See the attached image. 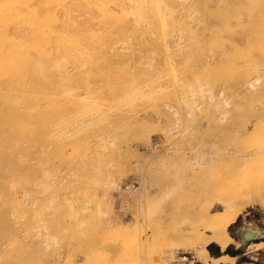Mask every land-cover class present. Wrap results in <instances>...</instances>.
<instances>
[{
    "label": "bare ground",
    "instance_id": "obj_1",
    "mask_svg": "<svg viewBox=\"0 0 264 264\" xmlns=\"http://www.w3.org/2000/svg\"><path fill=\"white\" fill-rule=\"evenodd\" d=\"M165 1L166 0H0V210L2 209L3 211V213L1 212L2 215H0L1 223H7L9 227H11L12 224L16 226V223L18 224L21 219L22 214L19 216L21 209L31 207L34 205L33 203L36 204L34 201L38 198H36L33 194V188L36 186V183L32 170L34 168L35 170L42 169L41 172L35 171V173L42 174L40 176L42 178H46L49 175V171L43 168V166L50 164L54 167L57 173L61 172L64 169V166L72 167L76 172L78 170L77 178H80V184L84 186V188L83 186H77V188H80L82 189L81 191H83L79 192L81 194H78L79 196H77L82 199L83 206L81 204L80 209H83L82 207H84V205H86V209L87 207L90 209V203L93 201H96V203L98 202L97 204H93L95 205V208H92L93 205L91 208L95 209V212L97 211L98 213H102L104 215L105 222H103L102 226L104 223L111 222L109 229L105 227L107 225L103 226L106 228L105 233H107L108 237L106 235H102V237L106 236L109 238L111 233L113 235L114 232H116L110 231V233L108 231L112 230L110 229L113 227V220L111 219H114L113 217H115L113 216V211L111 209L112 202H110L111 200L109 201V196L113 193V191H117L115 185L122 179L123 175H120L122 174V171H119V166H117L118 170L116 168L117 171L114 170V172L110 171L102 173L96 171L95 169V171L90 170L91 168H89L90 164H88V159L91 157L100 158L99 156L101 155L115 153L117 150L116 145L118 144L116 143V138L121 137V132L119 133L117 130L115 131V127H111L114 130L107 127V124L111 122L112 117L115 115V112L113 111L114 106H118L121 101L126 99H131L133 101L132 104H135V102L140 100L142 102V100H146L147 97H151L152 94L159 89V85L162 83H165L166 86L168 85L167 88H165L166 91L170 89L177 90L178 84L182 81L179 80L180 78H174L176 75L169 77L167 74L164 76L162 75L159 78V56L154 59V57L149 56L150 54H147L149 52H159V39L156 41L153 33L156 31L159 34V28L164 29L163 27H167L168 20L173 21V24L175 22L178 23H175L173 26L182 25L181 27H185L186 29V25H190L191 21H196V19H193L192 17L193 14L185 15V10H182L181 12L183 13L180 14H177L174 10H172L173 5H175V3H173L174 0H167V4H165ZM233 1H236V4H233L235 5L233 11L236 10L238 12L240 9L238 10L237 8L244 7V0ZM180 9H178L179 12ZM193 10H196V8ZM190 11L192 12V10ZM244 11L245 10L241 12L244 13ZM199 12L201 13V10H199ZM241 12H235V15L231 13L228 21L223 14L221 15L223 16V19L227 21L224 23H227L226 25L229 28L228 30H230L229 34H231L232 31L237 30L244 34L243 37L240 36V34L243 35L242 33L239 34L240 38H243L241 47L239 48L241 49L240 53L243 55L240 58H234V54H232L234 60L224 63L228 66L226 68H229L232 72L233 69L237 72L238 70L236 68L239 66H242L243 68H251L250 72L247 70L246 72L240 68L246 73L245 76L247 77L242 85H239L241 84L239 83V87L236 86L237 88L241 87L239 101H237V99L234 101L224 102L222 100V89H224L223 83L221 81H211V74H209L211 78H209L210 76L207 74L209 76V79L207 78L209 81L202 85L199 84V88L197 90L195 89V92L200 94V99L198 98L200 100H198L200 104L197 101L194 103H191L190 101L189 103L191 104L188 102L186 103L189 104V107L191 106V108L187 110L190 115L193 114L194 110H199V108L201 109V106H203V109L204 107L208 108V106L210 108L213 107L214 110H212L211 113L208 108L210 115L206 116L207 122L196 130L195 133L191 132L193 134L192 136L197 135L200 137H203L208 133H212V140L210 139V142L204 141L206 143L198 145L195 142V146L190 144L193 147L190 149L188 148L189 152L187 157L185 156V152H187V150L184 152V150L182 151L181 149L183 146L179 148V151L174 150V153L178 155V159L181 156L186 161H184L186 165H182L185 167L188 175L192 174L193 177L196 174H200V177L201 175H204L208 187L206 189L175 190V192L178 191L177 193H180L181 196L184 197V199L181 197L182 201H185L186 198H190V200L192 199L193 201L195 199V202L191 204L190 207L186 208H189V210L184 213L185 215L180 217L179 214L181 223L178 225L175 224L176 226H173L172 228H169L168 225L164 226V228H168H165L166 230L162 232V237H159V248L155 249L158 250L156 255L151 254L150 252L149 256L143 255L145 250H147L148 253L151 242L154 244L153 248L156 247V238H152V236L157 237V235H154L153 233L151 238H144V240L146 239L144 243L140 241L141 243L138 244L139 240L136 242L139 246V250L137 251H141L143 254L140 253L141 255H139L137 253L135 254L136 257H133V255H128L125 252V256L122 259L108 256L107 259L105 258L107 261H105L104 264H187V258H180V255H191L193 256V259L200 264H235L237 259L231 257L230 255L224 254L221 257L213 258L209 253V247L211 245H216L221 250L220 252H224L228 248H234L236 250H241L242 252L250 249H264V241H261L264 240V231L260 229L246 226L242 227L235 238H233L229 233V229L235 223L237 217L246 208L254 205L264 208V110L259 111L258 109L257 105L260 103V100L259 102L257 100L246 105L247 102H249V100L247 101L249 97L263 95L264 93V90H262L263 86L261 85L264 83V80L263 82L261 81L263 76L261 80L251 77L256 73H264V64L254 65L253 62L256 60L257 55L254 53L252 45L255 40V36L258 34V27L260 23L259 19L255 18V16H252L251 14H245L244 16ZM201 14L200 17H202ZM262 19H264V17ZM198 22L200 21L198 20ZM166 29L167 28H165V31ZM113 30H117L119 33H116L118 34L127 32V34L133 36L134 39L135 37L132 35V32H136L140 35V37H147L149 39L153 38L155 40L153 43H158V45L156 43L157 47L152 49L153 51H147L139 57V60H137L132 68L133 70L130 68L132 71H137L134 77L135 79L132 78V80H130L131 78L129 77L131 76H128V81L126 76L122 77L119 75L118 77L115 73H113V70L116 68V66L114 67L115 64H111L113 60L109 59L105 55L107 52L105 53L103 50L102 53L105 54L100 55L101 53L99 49L102 48L95 45L97 41L104 39V37H102L104 34L98 36L96 33L111 31V35L108 34L111 37L116 35V33H114L115 31L112 32ZM183 31L184 30H182V32ZM176 32H178V30ZM131 36L129 38H132ZM124 40L126 41V39ZM123 42L124 41H122L119 46L121 44V46H123L124 44V46L127 47L125 49H128V51L132 49V43H130V48H128V42L127 45ZM137 42H139V40ZM177 45L176 48H173L177 49ZM108 49L111 51V48H107V51ZM175 49H172V51ZM180 49L181 48L177 50ZM227 49L226 51H228ZM131 51L132 53L136 52L134 50ZM131 51H129V53L127 52V55L129 54V56H131ZM175 52L177 51L175 50ZM195 52L193 54H196ZM137 54L140 55L142 53ZM258 55L264 61V53L262 54L261 52L258 53ZM225 57L233 59L230 56ZM115 58L114 59L117 62L121 61L122 59L120 60V58L123 57ZM144 58L146 61H144ZM211 58L215 59L216 57L211 56ZM211 58L209 61L212 60ZM230 59L227 58L226 60ZM262 59L258 58L260 63H263ZM125 62L128 61L125 59ZM207 63L208 61L205 62V64ZM137 64L138 66L136 67ZM162 64H164V67L166 66L171 73L174 71V69H172L173 64L170 59L165 58ZM119 67L120 66H118V68ZM217 70L215 69L214 71ZM256 75L258 76V74ZM213 76L216 77L217 75ZM136 77H138L137 80ZM123 78L126 80H123ZM134 80L135 82L132 83ZM185 82L186 81L181 84H184ZM183 88L185 89L186 86ZM188 88L190 90L194 89V87ZM162 89L163 88H161V91ZM236 93L235 95H238ZM173 96H175V93ZM174 112H176V109ZM174 112L171 113V116H173L172 114H175ZM161 115H158L159 119ZM197 115L200 116L199 114ZM193 116L196 117V114L191 117ZM128 118L130 119L131 116ZM186 119L188 120L187 122L190 123L189 120L192 118ZM145 122L147 121H145L143 117L141 118L140 116H136L134 119L132 118L129 123L127 122L128 125L127 123H122V125H126V127L129 126L135 130V135L133 137L134 141L136 142V146H138L142 151L144 150L147 157L149 156V158H146L144 161L141 157V160L144 162L143 165L147 166L144 168H149V164L158 159V157L156 154L152 152L148 153L147 151L148 143L145 139H148L149 142L150 137L146 138V136L137 133L138 129L143 126ZM146 124H148V122ZM212 124H215L214 127L211 126ZM103 127L110 128L111 132H108L109 130L107 129H105V131H101ZM106 133H113L110 141L113 146H109L110 148H108V141H104L107 138ZM187 133L191 136L190 132ZM210 136L211 135H209V137ZM169 138L170 137L167 139ZM183 140H181L182 143ZM255 140L259 143L257 142V144H253ZM130 141L128 142L130 143ZM125 142L127 141L125 140ZM165 145H167L166 141ZM68 150L72 152L70 157L67 156ZM77 154H81V157L79 158L75 156ZM166 154L167 153L163 154V152L162 154L160 153L159 159L166 160L171 157L169 154ZM183 159L180 158V160ZM141 160H139L140 165ZM33 161H36L35 167H32ZM149 169H145L144 171L141 168L143 171L140 172V175L137 173L139 175L137 176L141 177V180L148 185H157V182H155L156 180L153 179V175H155V173L152 175L151 171L149 175ZM179 171H181V169ZM182 172L181 175H183ZM151 175L153 177H149ZM157 176L159 177L161 175ZM198 177L199 176H197V178ZM59 185L62 186V183H59ZM95 185L96 188L97 185H102L103 188H105L107 193L105 198L99 199L96 195L93 199V193L95 192L92 193L90 191L93 189L94 191L97 190H95ZM158 185L154 186L158 189ZM97 191L99 194V189ZM169 192H171L170 189H159V194L162 195H167ZM101 193L102 191L100 194ZM49 202L46 203L52 205V208L58 207L56 205L58 203L55 204L54 201H52L50 204ZM68 208L73 209V207L70 206ZM68 208H66V210ZM173 208L174 207H172V210L174 212L175 208ZM69 211L73 213L72 210ZM69 213L67 214L69 215ZM177 213L178 212L176 211V214ZM161 216L162 214L160 217ZM73 217L78 218L77 215L72 214L70 219ZM162 217L159 218V226L161 222H163ZM171 217H173V215ZM176 219L177 218H175V220ZM84 222H86V220L83 221V223ZM80 223L78 224L82 227V223ZM116 227L117 226L113 229H116ZM137 228L139 227H136L135 231ZM53 229L51 228V230ZM128 229L129 228L126 227L125 230L122 229L120 231L121 233L124 230L122 235L125 233V237L123 235L125 239L120 237L118 234L120 229L117 231L118 233L116 232L118 235L116 233L114 235L116 237H120L117 238L118 240L123 238V240H125L124 243L129 241V239L131 241L132 239L129 238L130 236L127 235L128 238L126 237V233H130L129 230H131ZM4 230L5 231L4 233L2 232V235L0 233L2 237L1 241H4L0 243V264H17L18 260L16 261V254L10 255V253L13 252L14 244H16V240L19 239L17 238L18 235L16 234L14 237L15 233L8 231V229ZM54 231L55 230H53V233ZM135 231H132L135 234L134 236H136ZM108 232L110 234H108ZM138 232L139 231H137V235ZM65 234H67V232ZM112 235L110 238L114 237V235ZM144 235H146V233ZM27 237L31 238L29 234ZM97 239H100V237ZM117 239H115V241ZM126 239L128 240L126 241ZM47 240L48 238H46V241ZM57 241L59 240H53L55 244L58 243ZM179 241L182 242L180 243ZM60 242L63 243L64 241ZM60 242L58 244L62 245ZM133 242L135 243V241ZM74 245L76 247L75 243ZM95 245L93 250L97 251V247H95ZM78 246L79 245H77V247ZM138 246H136L135 249H137ZM77 250L79 253H77L75 256L76 258L74 259H77L78 257L82 261L84 260L85 264H88L90 259L92 260V258H95H91L93 251L91 249L89 250L90 252L87 250ZM71 251L65 258L66 263H69L71 260L70 256L72 257L71 254H73V251L75 250ZM94 255L95 254H93V256ZM6 256H9V258ZM22 260L23 259L19 260V262H22ZM99 260L96 258V261ZM96 261L94 262L96 263ZM59 262H61V258L59 259ZM98 263L100 262H97V264Z\"/></svg>",
    "mask_w": 264,
    "mask_h": 264
},
{
    "label": "rangeland",
    "instance_id": "obj_2",
    "mask_svg": "<svg viewBox=\"0 0 264 264\" xmlns=\"http://www.w3.org/2000/svg\"><path fill=\"white\" fill-rule=\"evenodd\" d=\"M173 3H175V5H173L172 10H174L177 14L183 13L181 11L185 10L184 14L185 15L186 14L187 15L193 14L192 17H193V19H196V21H191L190 23L191 24L193 23L192 25L191 24L190 25L185 24L187 27V29H186L185 27H181L182 25H178L179 27L177 25L173 26L177 22H175L173 24V21L168 20L167 27H163L164 29L159 28V34L156 31H155L156 33L155 32L153 33V36H155L156 41H158L157 39H159V52H157V53H154V52L150 53L149 51L152 49H155V47H157L158 43L156 42L157 43V45H156V43H153V42H155V40L153 38L149 39L147 37H142V36L140 37V35L136 32H132L133 33L132 35H134L135 39L133 38V36L127 34V32H122V33L118 34L119 32L117 30L112 31V32L115 31L114 33H116V32H118V33H116V35L112 33L115 36H111V37L108 35L111 33V31L110 32L109 31L104 32V33H102V32L96 33L98 36L104 34L102 36V37H104V39L97 41L95 45L102 48V49H99V51L101 53L100 55H104L107 52V54H105V55L109 59L113 60L111 62V64H113V65L115 64L114 67L116 66V68L118 69L117 70L115 68L117 71L114 69L113 73H115L118 77L120 75L122 77L126 76L127 80L129 78H131L130 80H132V78L135 79L134 77H135V74L137 71L136 72L132 71L133 70L132 68H133L134 64L137 62V60H139V57L141 55H143V53L148 51L149 53H147V54H150L149 56L154 57V59L158 58V56H159V61H160L159 62L160 63L159 78L162 75L164 76V75L168 74L169 77H172V75L173 76L176 75L174 78L177 77V78H180L179 80H182L178 84L177 90H175V89L171 90L170 89V90L166 91L165 88H167L168 85L166 86L165 83L164 84L162 83L159 85V89H157L152 94L151 97H147V99L142 100V102L140 100V101L135 102V104H132L133 101L131 99L130 100L126 99V100L121 101L118 104V106H114L113 111L115 112V115H114V117H112L111 122H109L107 124V127H110V128L115 127V131L117 130V132H119V133L121 132V134H120L121 137L116 138L117 139L116 143L118 144V145H116L117 150L115 151V153H109V154L101 155V156H99L100 158H92L91 157L90 159H88V161H89L88 164H90L89 168H91L90 170H93V171L96 170V171L102 172V173L103 172H110V171L114 172V170L115 171L118 170L117 166H119V171H122L121 172L122 174H120V175H123V177H122L123 180L121 179L120 182L116 183L115 187L117 188V191H113V193H111V195L109 196V201L111 200L110 202H112L111 203V205H112L111 209L113 211V216H115V217H113L114 219H111V220H113V223H112L113 227L110 228L112 230H108V231L109 232L110 231L111 232L112 231L117 232L120 229L118 231L119 233L118 232L117 233L120 235V237H123V235L125 233H123V235H122V232H124L125 228L127 227L131 230L128 229L130 233H128V234L126 233V237L128 235V236H130L129 238H131L132 240L130 241V239H129V241H127L128 239H126V241L128 243L127 242L124 243L125 240H123V238L125 237V235L123 238H121V240H122L121 241L120 239L119 240L117 239L120 237H118V236L116 237L114 235L116 232H114V234H113L114 237H111V238H110V236L112 235V233L110 232L111 235H109V238H107L108 235H107V233H105V231H106L105 229L106 228L109 229L111 222L104 223L103 226L107 225V226H105L106 228L102 226L103 222H105L104 215L102 213L101 214L98 213L97 211H96L97 212L96 213L95 209H92V208H95L94 207L95 205H93V204H97L98 202L96 203V201H93L92 203H90L91 204L90 209H89V207H87V209H86L85 208L86 205H84V207H82L83 209H80L81 204H82V199H80V197H77V196H79L78 194H81L79 192H83V191H81L82 189L77 188V186L82 187L83 185L80 184V180H79L80 178H77L78 170L76 172L74 168L64 166V169L61 172L57 173L56 170L54 169V167H52V165L46 164L43 166V168H45L49 171L48 176L51 175L50 177L47 176L46 178H42L40 176L42 174H39V173L36 174L35 173V171L41 172L42 169L35 170V168H34L32 170V174H33V177H34L35 183H36V186L33 188V194L36 196V198H38V199H36V201H34V202H36V204L33 203L34 204L33 206L21 209V211L19 212V216L22 214L21 219H20V222H18V224L16 223V226H14L12 224L13 226L11 225V227H9V225L7 223L3 224L0 222V233H1V235H2V232L4 233V231H5L4 229H6V230L8 229V231L15 233L14 237L16 236V234L18 235L17 238H19V239L16 240L17 243L14 244L13 252L10 253V255L16 254V261L18 260L17 264H51V263L52 264H60V263L61 264H72V263L73 264H85V261L84 260L82 261L78 257H77V259H74V258H76L75 256L77 255V253H79L77 249H79V251H82V250L86 251L87 250L88 252H90L89 250L90 249L93 250L94 245L96 243L97 244L95 245V247H97L96 248L97 251L93 250L92 256H91V258L92 257H95V258L94 259L92 258V260L90 259V262L88 264L95 263L94 261H96V258H97V260H99V259H101V260L96 261L95 264H97V262H100L98 264H104V262L107 261L106 259L108 256L118 257L117 259H120V258L122 259L125 256V252L128 255H133V257H136L135 254L138 253L139 255H141L140 253H142L141 251H137V250H139L138 244L141 243L140 241H142V243H144V241H146V239L144 240V238L145 237L151 238L153 233H154V235H157V237L152 236V238H156V247L153 248L154 244H153V242H151L150 247L148 249V253L150 252L151 254L156 255V252H158V250H155V249L159 248V237H162V232L164 230H166L165 228H168V227L172 228L173 226H176L175 224L178 225L179 223H181L180 218H179V214H180V217L185 215L184 213L189 210V208L188 209H186V208L190 207L191 204H193L195 202V199H194V201L191 199L192 200L191 201L190 198L188 199L186 197H185L186 198L185 201H182L181 197L183 199H184V197L181 196L180 193H177L178 191L175 192V190H178V189L179 190H182V189H206L208 187V184H207V181H206L204 175H201V177H200V174L199 175L196 174L194 177L192 174H190L191 177H190V175H188V172L186 171V169L184 167L186 165V163H185L186 161L181 156L178 159V155L176 153H174V150L179 151V148L183 146L181 149H182V151L184 150V152L187 150V152H185V154H186L185 156L187 157L188 152H189L188 148L190 149L191 147L195 146L196 143L198 145V144L210 142L212 140L211 139L213 137L212 133H208L203 137H200L197 135L192 136L193 134L191 133V132L195 133L196 130H198L201 126H203L207 122L206 116H209L211 111L214 110L213 107H211L212 108L211 109L208 106V108L210 109V113H209L208 108L204 107V109H203V106H201V109L199 108V110H194L193 114H191V115L187 112V110L189 108H191V106L190 107L188 106L189 104H191L192 102L194 103L196 101L199 103V101H200L199 100L200 94L195 92V89L197 90L199 88V84L200 85L205 84V82L209 81L208 79L211 78V76H212L211 81H221L224 85V89H222L223 90L222 100L224 102L225 101H234L237 99H238L237 101H239V98H240L239 93L241 92L240 91L241 87L240 88H237V87H239L238 86L239 83H241L239 85H242L245 78L247 77V76H245L246 73L243 72V70H245V71L247 70L250 72L251 68L250 67L243 68L242 66H239L236 68L238 70L237 72H235V69H233V72H232V70H229V68H226L228 66H226V64H224V63H228L231 60H234L235 57L240 58L243 55L240 53L241 49H239V48L241 47V42L243 40L242 37L244 36V34L239 30H237L238 32L232 31L231 34H229L230 30H228L229 28L226 25L227 23H224V22L228 21V18H230L231 13L235 15V12L238 13V12L245 10L246 12L245 11H244V13L241 12L242 15L245 16V14H247V15L251 14L252 16H255V18L259 19L260 24L258 27V34L255 36L256 41L254 40L253 45H252L253 51L257 55L256 56L257 58L253 62H254V65L264 64L263 59L261 57H259V55H258V53H261V52H262V54L264 53V24H262V23H264V21H263L264 19H262L264 17L263 16L264 15V5H262V4H264V0H244V7L237 8L238 10L240 9L238 12L236 10L233 11L235 8V5H233V4H236V1H233V0H223V1H220V0H208V1L207 0H181V1L180 0H174ZM206 3H208V4H206ZM165 4H167V0L165 1ZM189 6L191 7V9ZM192 6L194 8H196V10H193L194 8ZM239 6H242V5H239ZM188 7H189V9H188ZM180 8H182V9H180ZM178 9H180V12ZM198 9L201 10L202 14L199 12ZM230 9H231V11H230ZM190 10H192L193 13ZM214 10H216L217 12ZM220 10H221V12H220ZM203 11L204 12L207 11V12L204 13ZM194 14H195V16H194ZM200 14L202 17H200ZM222 14L225 16V18H227V21L225 19H223V16H221ZM214 16L216 17V19ZM220 17H221V19H220ZM214 19H215V21H214ZM198 20L200 22H198ZM168 23H169V25H168ZM210 23H213L214 25L210 24ZM199 25H201V26H199ZM214 26H215V28H214ZM208 27H209V29H208ZM165 28H167L166 31H165ZM259 28H261V29H259ZM210 29H212V30H210ZM177 30H178V32H176ZM179 30H180V32H179ZM182 30H184V31L182 32ZM234 32L238 33V34H235ZM240 33H242L243 35H241ZM122 34H123V36H122ZM239 34H240V36H242L241 37L242 39L240 38ZM130 36L132 38H129ZM137 36H138V38H137ZM136 38H137V41L139 40V42L136 41ZM124 39H126V41ZM130 39H134L137 43L134 40H130ZM229 40H231V41H229ZM122 41H124L123 43H126L125 45H127V42H128V48H130V43H132L135 46L137 45L139 48L137 46L135 47V46L131 45V48H132L131 50H134L137 53H142V54L139 55L136 52L132 53V51L129 50V51H131L130 53L132 55L131 56H129V54L127 55V52L129 53L128 49H125L127 47H125L124 44H123V46H121L122 44L119 46V44L122 43ZM183 41H184V43H183ZM115 44H117V45H115ZM175 44L176 45L178 44L177 49H179V48H181V49L180 50L175 49L176 48ZM172 45H174V46H172ZM178 46H179V48H178ZM173 47H175V48H173ZM107 48H111V51H110V49H108V51H107ZM172 49H175L177 52H175V50L172 51ZM202 49H205V50H202ZM226 49L228 51H226ZM102 50L105 53H102L103 52ZM109 51L112 53H110ZM180 51H182V52H180ZM195 51H197V52H195ZM194 52L196 54H193ZM171 53H174V54H171ZM206 53H207V55H206ZM225 54H227V55H225ZM232 54H234V56ZM213 55L216 57L215 59L211 58V56L214 57ZM225 56H230L231 58H233V57L234 58L230 59L229 57H227L230 60H226L227 58ZM115 57H123V58H120V60L122 59L121 61L116 62ZM224 57H225L226 61L224 60ZM165 58L170 59L172 64H173L172 69H174V71L172 73L169 71V69L166 66L164 67V64H162V62L164 61ZM187 58H189V59H187ZM210 58L212 59V60H210L211 62L209 61ZM258 58L262 59L263 63H260ZM125 59L128 62H125ZM206 59H208V60H206ZM144 61H146L145 58H144ZM207 61H208V63L205 64V62H207ZM128 63H129V65H128ZM117 65L120 67L118 68ZM137 66H138V64L136 65V67ZM201 66H202V68H201ZM163 68L166 70H164ZM217 68H218V70H217ZM240 68H242L243 70ZM215 69L217 71H214ZM226 70L228 73L226 72ZM224 72H226V73H224ZM205 74H206V76H205ZM207 74L208 75L211 74V76L209 75L210 76L209 77ZM256 74H258V76ZM256 74H254L256 76L253 75L251 77H254L255 79L261 80L262 76H263V79L261 80L263 82L264 73H256ZM213 75H215V76L217 75V76L214 77ZM128 76H131V77L128 78ZM138 77H136V80L138 79ZM124 78H123V80H126ZM202 78L203 79L205 78V79L203 80ZM228 80H229V83H228ZM184 81H186L184 83L185 85L181 84ZM133 82H135V80L132 81V83ZM187 85H189V86H187ZM261 85L263 86L262 90H264V83H262ZM182 86L183 87L186 86V88L184 89ZM188 87H191V88L194 87V89H192L193 91L190 90ZM161 88H163L162 91H161ZM235 90H237V91H235ZM158 91H159V93H158ZM236 92H238V93H236ZM174 93H175L176 97L173 96ZM235 93L238 95H235ZM181 96H183V97H181ZM191 96H192V98H191ZM197 96H199V97H197ZM255 97L256 98L258 97V98L256 99ZM259 97H260V99H259ZM117 100H118V98H117ZM248 100H249V102H247L246 105L250 104V102H254L257 100L259 102V100H260V103H258V105H257L258 109H259V111L264 110V93H263V95H259V96L255 95L253 97H249L247 99V101ZM190 101H191V103H189ZM186 102H188L189 104ZM185 106L187 109L185 108ZM175 109H176V112H174ZM173 112L175 114H172L173 116H171V113H173ZM161 113L163 116L161 115ZM167 113H168V116H167ZM195 114H196V117L195 116L191 117L192 115H195ZM197 114H199L200 116H198ZM135 115L140 116L141 118L143 117L144 120L148 122V124H146L147 122H145V124H143V126H141L138 129L137 133L141 134L143 136H146V138L150 137L149 142H148V139H145V140H147V143H148V146H147L148 150L147 151H148V153L152 152V153L156 154L158 157V159H156L155 161H153L149 164V168H151V169L144 168L147 166L143 165L144 164L143 161L146 160V158H149V156L147 157V155L144 153V150L142 151L138 146H136V142L134 141V138H133L135 135V130H133L129 126L126 127V125H124L125 126V128H124V126L122 125V123L123 124H125L127 122L129 123L132 118L134 119L136 117ZM158 115H161L160 119L158 118L159 117ZM130 116H131V118L129 119L128 117H130ZM165 116H167V117H165ZM178 116H179V118H178ZM186 116H188V117H186ZM161 118H162V122H161ZM186 118H188V119L192 118L189 120L190 123L187 122L188 120ZM127 119H128V121H127ZM165 121H166V123H165ZM175 121H176V123H175ZM202 122H203V124H202ZM128 123H127V125H128ZM118 125H120L122 127H120ZM214 125L212 124L211 126L214 127ZM188 126H189V129H188ZM107 127H103L101 129V131L102 130L105 131V129H107V130H109L108 132H111V130L113 128H111V130H110V128H107ZM94 130H97V129H94ZM187 132H190L191 136ZM177 133H179V134H177ZM106 134H107V138H106L107 140L105 139L104 141L105 142L108 141V148H110L109 146L112 145V143L110 141H111V138L113 136V133H110V134L106 133ZM174 134L176 135V137ZM207 135H208V137H207ZM209 135H211V136L209 137ZM171 136L173 139L171 138ZM166 137L167 138L170 137L171 139L170 138L169 139L171 141L169 139H167ZM186 138H189V139H186ZM112 140H114V139H112ZM125 140L127 142H125ZM130 140H133V141H130ZM181 140H183V143L181 142ZM128 141H130V143ZM165 141H166L167 145H165ZM204 141H206V142H204ZM121 142H123V143H121ZM257 142L258 141L255 140L253 142V144H257ZM119 143H121L122 146ZM190 144L191 145L193 144V146H191ZM130 152H131V154H130ZM162 152H163V154L164 153L169 154L171 157L170 156H169L170 158L167 157L168 159H166V160L165 159H159L160 153L162 154ZM171 152H172V155H171ZM71 155H72V152L70 150H68L67 156L70 157ZM75 156L80 158L81 154H77ZM141 157H142L143 161L141 160ZM180 158L183 160H180ZM139 160H141V165L143 167L140 165ZM32 164H31L32 167H35L36 161H33ZM182 164H184V166ZM116 168H117V170H116ZM141 168L144 171H145V169H149L150 170L149 175H150L151 171H152V175L154 173L156 176L161 175L159 177L158 176L156 177L155 175H153L154 176L153 179L156 180L155 182H157V185L159 184L158 189L155 187V186H157L156 184H154L155 186L152 184L148 185L147 183H145L141 180V177H138L140 175V172L143 171V170H141ZM76 169H78V168H76ZM180 169H181V171H179ZM184 171H185V173L186 172L187 173L185 174ZM181 172L183 175H181ZM152 175L149 177H153ZM184 175H185V177H184ZM180 176L181 177L183 176V177L181 178ZM197 176H199V177L197 178ZM59 183H62V186H60ZM127 186H130L131 188L129 190H125ZM83 188H84V186H83ZM96 189L97 190L99 189V194H98V191ZM100 189H102V190H100ZM159 189H170L171 192H169L167 195H165V194L162 195V194H159ZM95 190L96 191H94V189L92 191H90L92 193L95 192V193H93V199L96 197V195L98 196L99 199H103L106 197L107 193L105 191V188H103L102 185H97V188L95 185ZM101 191H102V193L100 194ZM52 199H54V200H52ZM45 200H47V201H45ZM43 201H45V202H43ZM52 201H54L55 204L58 203L56 205L58 206L57 208H59V209L52 208L53 207L52 205H49L46 203V202H49L51 204ZM68 201H69V203H68ZM150 201H152V202H150ZM65 204L69 205L70 207H73V209L68 208L69 206H66ZM45 205L47 206V208ZM92 205H93V207L91 208ZM60 206H62V207H60ZM82 206H83V204H82ZM172 207L175 208L174 212L172 210ZM66 208H68V209L66 210ZM179 208H180V210H179ZM84 209H85V211H84ZM69 210H72L73 213H71ZM56 211H58V212H56ZM176 211L178 212L177 214H176ZM1 212L3 213L2 209L0 210V215H2ZM67 213H69V215L71 214L70 216H72V214L77 215L78 218L73 217L70 219V216ZM161 214L163 216V217L161 216L163 222H161V224L159 226V223H160L159 218H161L160 217ZM171 214L173 215V217H171L172 216ZM177 215H178V217H177ZM63 217H65V218H63ZM82 218H83V220H82ZM175 218H177V219L175 220ZM75 219H76V221H75ZM84 219L86 220V222H84L86 225L83 223V221H85ZM79 221L82 223V227H80L81 225L79 226V224H78V223H80ZM114 223H115V225H114ZM28 225H29V227H28ZM167 225H168V227L164 228V226H167ZM53 226H54V229H53ZM115 226H117L116 227L117 230L113 229V228H115ZM245 226L246 227H253L255 229H260V230L264 231V208H261L258 205H254L252 207L246 208L237 217L235 223L229 229V233L231 234V236L233 238H235L237 236L238 232L242 229V227H245ZM136 227H139V228H137L135 231ZM51 228L53 230H55L54 233H53V230H51ZM76 228L79 230H77ZM121 228L124 230L120 233V231L122 230ZM82 229H84V230H82ZM132 231L133 232L135 231L136 236H134L135 234ZM137 231H139L138 235H137ZM55 232H57V233H55ZM66 232H67V234H65ZM69 232H70V234H69ZM109 232H108V234H110ZM83 233L86 235H84ZM145 233H146V235H144ZM28 234L31 238L27 237ZM46 234H47V236H46ZM1 235H0V243L4 242V241H1V238H2ZM102 235H106L107 237L106 236L102 237ZM99 237H100V239H97ZM140 237H142V238H140ZM41 238H42V240H41ZM46 238H48L47 241H46ZM113 238H115L117 240L115 241V239H113ZM52 239L53 240L54 239L59 240V241H57L58 243L60 241H64V242L63 243L60 242V244H62V245H59L58 243L55 244ZM133 239H135V240H133ZM31 240H32V242H31ZM137 240H139L138 244L136 243ZM98 241H100V242H98ZM119 241H121V242H119ZM133 241H135L136 245ZM261 241H264V240H261ZM179 242L181 243L182 241H179ZM179 242H176V243H179ZM74 243L76 244V247H75ZM47 244H48V249H47ZM127 244H129V245H127ZM70 245H71V247H70ZM77 245H79V246L77 247ZM136 246H138L137 249H135ZM84 248L85 249L87 248V249L85 250ZM217 248L218 247L216 245H211L209 247V253L213 258H218V257H221L224 254H226V255H230L231 257L234 256V258L237 259L235 264H252L251 257H253V254H252L254 252L253 249L245 250L242 252L241 250H236L233 248L234 252L229 254L227 252L229 249L228 248V249H226V251L220 252L217 254L216 253ZM71 250H75V251H73V254H71L72 257L70 256L71 260L69 261V263L68 262L66 263L65 258L69 255ZM36 251H37V253H36ZM148 253H147V250H145V253L144 254L142 253V254L145 256H147V255L149 256L150 253L149 254ZM93 254H95V255L93 256ZM6 257L9 258V256H6ZM183 257L187 258V260H188L187 264H200L196 260H194L193 256H191V255H180V258H183ZM39 258L40 259L42 258V259L40 260ZM60 258H61V262H59ZM21 259H23L24 261L22 260V262L20 261L21 262L20 263L19 260H21Z\"/></svg>",
    "mask_w": 264,
    "mask_h": 264
},
{
    "label": "crops",
    "instance_id": "obj_3",
    "mask_svg": "<svg viewBox=\"0 0 264 264\" xmlns=\"http://www.w3.org/2000/svg\"><path fill=\"white\" fill-rule=\"evenodd\" d=\"M251 257L252 264H264V249L254 250Z\"/></svg>",
    "mask_w": 264,
    "mask_h": 264
},
{
    "label": "water",
    "instance_id": "obj_4",
    "mask_svg": "<svg viewBox=\"0 0 264 264\" xmlns=\"http://www.w3.org/2000/svg\"><path fill=\"white\" fill-rule=\"evenodd\" d=\"M229 254H231V253H233L234 252V250L232 249V248H230V249H228V251H227ZM216 253L218 254V253H220V250L217 248L216 249ZM234 257V256H233Z\"/></svg>",
    "mask_w": 264,
    "mask_h": 264
},
{
    "label": "built area",
    "instance_id": "obj_5",
    "mask_svg": "<svg viewBox=\"0 0 264 264\" xmlns=\"http://www.w3.org/2000/svg\"><path fill=\"white\" fill-rule=\"evenodd\" d=\"M130 188H131L130 186H127V187H126V189H128V190H129Z\"/></svg>",
    "mask_w": 264,
    "mask_h": 264
}]
</instances>
